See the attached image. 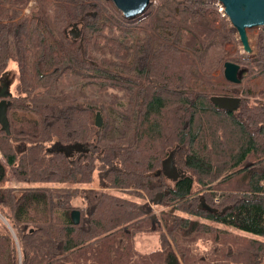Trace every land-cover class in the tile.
I'll return each mask as SVG.
<instances>
[{"label": "trees", "instance_id": "1", "mask_svg": "<svg viewBox=\"0 0 264 264\" xmlns=\"http://www.w3.org/2000/svg\"><path fill=\"white\" fill-rule=\"evenodd\" d=\"M30 1L0 0V82L17 68L10 135L0 128L18 186L0 161L5 264H264V27L254 54L229 57L240 43L214 0H151L135 24L104 0H34L22 14ZM225 62L244 68L240 83L203 90L197 76ZM82 88L123 92L121 138L95 127L106 109ZM213 96L239 107L220 110ZM170 154L184 175L171 186L161 171ZM141 235L156 237L154 250L139 251Z\"/></svg>", "mask_w": 264, "mask_h": 264}, {"label": "water", "instance_id": "2", "mask_svg": "<svg viewBox=\"0 0 264 264\" xmlns=\"http://www.w3.org/2000/svg\"><path fill=\"white\" fill-rule=\"evenodd\" d=\"M110 2L115 10L121 14V16L129 21L141 17L149 8L150 0H104ZM218 6L223 8L224 16L232 28L236 31L238 41L241 49L246 56L253 54L252 47L250 45L248 31L252 29H260L264 27V0H214ZM69 34H73V39H77L80 35L79 29L71 31ZM244 68L233 62H225L222 67V74L225 81L232 85H238L240 83V76ZM5 95L0 99V128L10 135L9 122L7 118V108L10 105L8 98L10 93L3 87ZM211 103L220 110L226 112H234L238 109L240 99L229 96H213L210 99ZM94 125L96 128L102 126V120L100 112H96ZM73 148H81L77 145ZM161 171L165 179L173 182V184L184 175L180 174L173 164L172 154H170L164 161H162ZM160 171L155 173L159 174ZM162 194H157L154 202L158 204L161 201ZM203 209L212 214H218V210L208 205H204ZM226 209L220 211L224 213ZM80 214L79 211L74 210L71 213V220L74 225L79 224ZM8 226V224L6 223ZM9 227V226H8ZM10 229V228H9Z\"/></svg>", "mask_w": 264, "mask_h": 264}, {"label": "rangeland", "instance_id": "3", "mask_svg": "<svg viewBox=\"0 0 264 264\" xmlns=\"http://www.w3.org/2000/svg\"><path fill=\"white\" fill-rule=\"evenodd\" d=\"M107 3H109L111 6H113L110 2H107ZM35 5H36V2L34 0H31L28 4L27 8L23 11L22 14L29 15L31 13V11L34 10L33 8L35 7ZM218 7H221V6H218ZM143 15H145V13ZM143 15L141 17H138L137 19L132 20L131 22L134 24L140 22L141 19L143 18ZM77 29H78V27L74 26L72 28H69L68 32L69 33L71 31L75 32V30H77ZM260 29H252V30L248 31V37H249L250 45H251L252 50H253V54L255 53L256 34H257L258 30H260ZM69 35H70V37L71 36L73 37V34H69ZM232 46L233 45H228L225 47V51L227 53H229V57H233L236 52H238L239 54L244 53L239 44L234 45L235 47H232ZM243 55H245V54H243ZM16 69L17 68H16V65L14 63L10 64L9 69H8L9 72L7 71L8 74L6 75L5 79L0 82V91L3 87H6V90L8 92L12 93L13 95L15 94V85H16V81H17V73L15 72ZM197 78L201 80V88L203 90L212 92V94H225L228 91L227 87H229L228 86L229 83H227L225 81L223 74H222V70H220V69L219 70L217 69L214 73L212 72L208 76V78H201L199 75L197 76ZM72 81L75 82V79H73ZM261 84H262L261 80H259V79L255 80L253 82L254 90H258L259 87L261 86ZM77 86L78 85H73V87H77ZM224 88L226 89V91L224 90ZM82 92L86 97L93 96V99L95 101L100 102V104L102 105V108L106 109V111H103L100 114L101 120H102V126L105 124L104 130H105L106 140H108L109 142H112L114 140H117L118 138H121L127 130L128 121H127L126 117L116 108L115 102H117V100L116 101L114 100V96L117 95L118 97H121L123 92L121 90L112 91L111 93L114 94V96L106 95L104 93H98L97 94V92L95 90H90L88 88H82ZM24 115L28 118H33L32 115L23 114V113H20L18 116L22 117ZM102 126L100 128H102ZM81 151H83V148H73V151L71 153L70 158L75 159L76 157H79L82 154ZM0 161L2 162V164L4 165V167L7 170V174L9 176V180H10L9 185L12 187H18L16 185L17 182L15 180V177L13 176L12 172L7 168V165H6L4 159L1 155V152H0ZM167 184L171 186L173 184V182L168 180ZM83 189L88 190V187H84ZM99 191H102V190H99ZM124 196H126V195H124ZM126 197L133 199V197H130V196H126ZM80 203L82 204V201ZM80 203H79V201H76L75 205L80 206L81 205ZM142 203L146 207L151 208L157 216L159 215L160 211L163 209V208L161 209V207H159V206H154L153 203L148 201V200H144ZM0 222H3L4 224L8 223L4 219H1V218H0ZM145 237H146L145 235H141V236H138L136 238L137 248H139V250L142 252H148V251L154 250V247L156 246V244H155L156 237L154 235L148 236V238H149L148 240ZM5 246H6L5 242L2 241V239L0 238V264H5V259H4ZM200 252H205V251H200ZM199 257L205 258L207 261L209 259H212L211 256L208 258L207 254L206 255L201 254V256H196V259ZM194 261H196V260H194ZM210 263L212 264V260H210ZM230 264H237V263H230Z\"/></svg>", "mask_w": 264, "mask_h": 264}, {"label": "flooded vegetation", "instance_id": "4", "mask_svg": "<svg viewBox=\"0 0 264 264\" xmlns=\"http://www.w3.org/2000/svg\"><path fill=\"white\" fill-rule=\"evenodd\" d=\"M4 93H5V91H4L3 88H2L1 91H0V99L3 98V96L5 95ZM81 152H82V154H83V151H81ZM79 153H80V152H79Z\"/></svg>", "mask_w": 264, "mask_h": 264}, {"label": "built area", "instance_id": "5", "mask_svg": "<svg viewBox=\"0 0 264 264\" xmlns=\"http://www.w3.org/2000/svg\"><path fill=\"white\" fill-rule=\"evenodd\" d=\"M219 11H220V12H223V9L220 8ZM214 203H215V204H218V203H219V200L216 198V199L214 200Z\"/></svg>", "mask_w": 264, "mask_h": 264}, {"label": "crops", "instance_id": "6", "mask_svg": "<svg viewBox=\"0 0 264 264\" xmlns=\"http://www.w3.org/2000/svg\"><path fill=\"white\" fill-rule=\"evenodd\" d=\"M145 238H146L147 240L149 239L148 236H146ZM155 241H156V239H155ZM155 244H156V242H155ZM155 244H154V245H155ZM155 247H156V246H155ZM155 247H154V249H155ZM138 249H139V248H138ZM139 251H140V250H139ZM151 251H152V250H151ZM141 252H142V251H141ZM148 252H149V251H148ZM145 253H146V252H145Z\"/></svg>", "mask_w": 264, "mask_h": 264}]
</instances>
